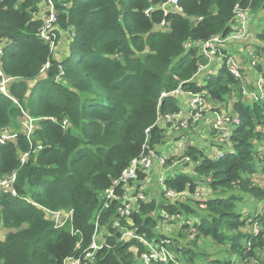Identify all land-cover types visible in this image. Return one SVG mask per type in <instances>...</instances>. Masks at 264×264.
<instances>
[{
	"label": "trees",
	"instance_id": "16d2710c",
	"mask_svg": "<svg viewBox=\"0 0 264 264\" xmlns=\"http://www.w3.org/2000/svg\"><path fill=\"white\" fill-rule=\"evenodd\" d=\"M43 1L0 0V71L14 78L8 95L0 93V130L18 132L13 142L0 146V177L17 170V195L0 192V231L5 232L0 237V264H63L89 245L99 211L104 245L92 264H141L146 246L136 238L120 241V227L148 241L169 238L177 262L205 260L208 254L198 241L208 239L235 258L209 259L205 264L251 259L264 264V213L242 212L246 200L256 201L255 206L264 200V188L253 180L264 172V69L257 65L262 94L249 103L239 80L228 72L225 57L218 71L200 85L192 81L206 57L197 46L185 47L187 42L232 31L237 0H179V10L166 11L161 6L167 0H53L57 35L62 31L68 39L67 54L59 59L38 35L43 19L36 14ZM260 12L264 0H252L250 14ZM256 38L264 45V29ZM255 50L261 62L264 46ZM47 61L50 66L40 76ZM178 86L191 92L205 89L216 105L232 99L231 112L239 123L230 146L216 159L193 144L184 146L181 157L200 162L191 172L166 176L163 184L191 198L171 202L160 185L157 198L144 191L145 200L138 201L128 217H120L117 201L104 206V192L139 155L146 137L159 152L166 128L157 118L182 107L179 97L159 100L160 94ZM22 111L42 118L35 122L34 141L43 148L21 165L19 155L29 148L19 132ZM215 145L211 141V149ZM146 176L138 172V183ZM199 188L211 195L193 198ZM43 208L71 210L72 219L56 227ZM163 212L182 218L168 221L174 227L169 231H177L173 236L165 237L166 230L159 228L165 221ZM71 227L78 232L71 233Z\"/></svg>",
	"mask_w": 264,
	"mask_h": 264
},
{
	"label": "built area",
	"instance_id": "2783aa9c",
	"mask_svg": "<svg viewBox=\"0 0 264 264\" xmlns=\"http://www.w3.org/2000/svg\"><path fill=\"white\" fill-rule=\"evenodd\" d=\"M245 1L246 5L243 6L242 2ZM179 0H167L166 3L162 4V9L169 10V8H174L179 10L178 7ZM252 0H237L233 8V22L234 29L225 35H213L210 38L203 41H193L187 42L185 45L186 48H189L191 45L197 46L201 49V52L209 60H217L218 66L223 62L225 57V65L228 72L239 82L241 83V92L243 96L249 94H254L257 98L256 93L262 94L263 87V77L262 74L259 75L255 81L256 92H252L246 87V83L243 80V71L242 65L240 64L239 59H237L232 54H225V47L233 43H247L251 37L250 29V4ZM40 12L36 14L37 18H42V25L39 28V38L45 41L48 44L49 51L54 55L57 48L60 46V38L57 35L59 31L57 26V13L53 0H44ZM148 11V10H147ZM2 54V44L0 43V56ZM246 60L251 67H256L260 63V58L256 50L252 47H247L246 51ZM50 62L47 61L40 69V76H45L46 70L49 68ZM205 64H200L197 73L194 77L205 68ZM60 72L55 78L60 79ZM14 78L6 77L0 71V93L8 95V85ZM204 84V83H203ZM173 96L181 98L184 96L186 101L183 103L181 109L178 112L167 115L165 118H162L164 122L169 125L171 128L176 130L178 129H189L191 126H200L201 129L207 130V132H213V141L216 142V145L211 149V153L208 154V157L216 159L223 157L225 151L230 146V138L232 135L233 128L239 123L238 117L233 115L231 110H226L224 108H217L208 100V94L205 89H202L198 92H191L183 90L180 86L170 91H162L160 94V99ZM258 99V98H257ZM256 99V100H257ZM23 115L20 118V130L28 143V150L21 152L19 155L20 164H24L31 154L37 153L43 148L42 144L34 141V129L35 122L42 118H34L28 113L22 111ZM49 119L54 120L50 117ZM161 117L157 118V123L161 120ZM202 123V126L200 125ZM67 121L64 119L62 121V126H66ZM148 129L146 130V132ZM18 135V132L3 129L0 130V146L6 144L7 142H13ZM167 155L163 152H158L157 149L151 148L147 143V137L143 142L141 151L139 155L131 160V162L122 170L120 176L112 182V185L108 187L103 196L104 206H107L112 201H117L119 205L117 206V212L120 217H128L133 211V208L136 206L138 201H144L146 194L143 187H141L137 181L138 172L148 173L153 166H158L164 168L166 165ZM182 162L194 166L200 162V159L192 161L188 156H182ZM172 165V163H170ZM164 175V174H163ZM162 175V176H163ZM261 175V177L259 176ZM258 178L260 181H256V176H254V181L258 186L264 187V172L259 174ZM168 176V175H166ZM158 178V184L161 185L165 191V196L174 202L177 197L183 195V193L176 194L172 190H167L163 184L164 179ZM17 177V170H13L10 174L0 177V192L8 193L13 196H16V189L14 183ZM201 188L196 190L192 196L198 200H204L202 196ZM203 190V189H202ZM201 206H204L203 204ZM44 216L46 219L53 222L54 226L60 227L66 224L68 221H71L72 211H66L63 209L50 210L45 209ZM101 211L97 213L95 220L94 232L92 235V240L88 246L83 248L77 255H71L64 259L63 264H92L96 252L101 249L104 245L100 238L98 217ZM163 218L165 221L171 220H181L179 215H170L167 212H163ZM114 225L119 226V220H116ZM121 234L119 240H128L131 238L140 239L142 243L146 246L147 251L143 252L140 255L139 261L141 264H150L153 261L157 262H174L175 264H192L188 262H177L175 255L169 249L170 239L165 238L161 239L158 242L148 241L146 239L140 238L134 232V230L126 229L120 227ZM256 230V229H255ZM78 230H74L71 227V233L75 234ZM194 233L190 235L192 239ZM80 242H77L76 248H79ZM195 264H205L204 261H196ZM236 264H259L257 261L251 259L246 263L237 261Z\"/></svg>",
	"mask_w": 264,
	"mask_h": 264
},
{
	"label": "crops",
	"instance_id": "0c3cea01",
	"mask_svg": "<svg viewBox=\"0 0 264 264\" xmlns=\"http://www.w3.org/2000/svg\"><path fill=\"white\" fill-rule=\"evenodd\" d=\"M170 9L171 8H169V10ZM261 17H264V12H260L259 14L256 15L255 20L252 19L250 21L251 37L247 43H245V44L233 43V44H229L225 47V51L227 54H232L237 59H239L240 64L242 65V68H243L242 69L243 78H244V80H247L246 87H248L251 90V93L254 91L256 92L255 81L257 80V78L259 77V75L261 73L258 72V70L251 67L248 64V62L246 60L245 53L247 51V47H252V48L258 49V50L263 49L264 45H262V43L256 38L257 32H259L261 29H264V26L261 27V24L259 23V20ZM64 36H65L64 33H62V31H61V37L60 38L64 39ZM61 57H63V55ZM204 64L206 65L205 68L202 71H200L194 77V79H192V81L196 82L198 85H200L202 83V81H204V79L208 75L215 74L219 68L217 60L209 61L206 58V63H204ZM260 65L264 69V59L263 58L261 59ZM256 94H257V98H258V93H256ZM244 97H245L246 101H248L249 103H252L254 100L257 99V98H255L254 94H249V95L244 96ZM231 100L232 99H230L229 102L225 105H221V104L216 105L213 103H212V105H214L217 108H224L226 110H231V106H230ZM185 101H186V98H184V96H182L180 98L181 105H183V103ZM202 123L203 122H201V124H200L201 126H202ZM159 124L161 125V127H165L166 131H165V140H164L163 144H161L158 147L159 148L158 151L163 152L164 154L169 156L170 162L172 161L173 164L171 166H165L164 168H160L158 166H153V168L147 173L146 178L143 181L139 182L140 186L143 187V189H144V191H146L147 195L155 197V198H157L159 196V193H160L158 178L164 177L166 175H172V174L176 173V170L182 171V172H191L192 167L190 165H186L182 162L181 155L176 154L177 150H181V148H182V154H183L184 146H187L188 144H193V145L197 146L199 149H203V147H202L203 143L209 142L211 144V141H213V138H211L209 132H207V130H205V129H201L200 126L194 125V126L190 127L189 129H178V130H176L174 128H171L169 125H167L163 119L159 122ZM177 157H179L178 158L179 160H177ZM176 165H177V167H174ZM188 166H190L191 168H188ZM258 175L259 174H257V176H256L257 182L260 181V179L258 178ZM253 179H254V177H253ZM259 187L264 188L263 186H259ZM204 197H205L204 199H206L208 197V195H206ZM190 198H191V196L187 192H184L183 195H181L180 197H177V199L175 201L178 200V201L186 202L187 199H190ZM255 204L256 203L251 205V203L249 202V206L252 210L246 211V210H244V208H242L243 214L246 215L249 213V211L252 212L255 209L259 211V214L264 213V200L258 201L256 206H255ZM164 230H166V229H164ZM167 230H169V228ZM204 240H206L212 244V242L210 240H208V239H204ZM181 243H184V239L182 240ZM225 255L227 256L228 253H225Z\"/></svg>",
	"mask_w": 264,
	"mask_h": 264
},
{
	"label": "rangeland",
	"instance_id": "374dc122",
	"mask_svg": "<svg viewBox=\"0 0 264 264\" xmlns=\"http://www.w3.org/2000/svg\"><path fill=\"white\" fill-rule=\"evenodd\" d=\"M253 16V17H252ZM251 17H252V19H256V15H251L250 14V21H251ZM259 23L261 24V27H263L264 26V17H261L260 18V20H259ZM59 34H60V36H59V38L61 37V33L59 32ZM65 35V34H64ZM67 36L65 35L64 36V39H61L60 38V46L57 48V50H56V52H55V54H54V57L55 58H57V59H59L62 55L64 56L65 54H67V49H68V47H67ZM256 70H257V66L256 67H254ZM243 80H244V78H243ZM244 82L246 83L247 82V80H244ZM203 146V149H204V151L206 152V153H208V152H211V144L208 142H205V143H203L202 144ZM177 149V148H176ZM177 153V155H182V148H181V150H177L176 151ZM169 156H167L166 157V159H170V158H168ZM179 157H177V160H179L178 159ZM174 161V160H173ZM172 162V161H171ZM170 162V163H171ZM170 163H168V164H170ZM172 164H173V162H172ZM186 165H188V164H186ZM167 166H171V164L170 165H167ZM191 166V165H190ZM188 166V168H191V167H193V166ZM174 167H177V165L176 166H174ZM191 170H192V168H191ZM177 171V170H176ZM260 177H261V175H259ZM203 189V188H202ZM202 189H200V191H201V194H202V196H206V195H208V196H210L211 195V193L209 192V190L207 191V190H202ZM251 203V205H253L254 203H256V202H250ZM242 208H244V210H246V211H248V210H252L251 208H250V206H249V202L246 200L245 202H243V207ZM162 225H163V228L164 229H168L169 228V230L170 229H172L173 230V225L172 224H169L168 223V221H164L163 223H161V224H159V228L162 230ZM169 230H167L166 232H164V230H162L163 232H164V234H165V237L166 236H168V237H170V235L171 236H173L174 234H176L177 233V231H173V232H171V231H169ZM4 231H0V237L2 238L3 236H4ZM198 244H199V246H200V250L202 251V252H205L206 254H208V257L205 259V258H203V259H205L206 261H208L209 259H222V260H227V259H230V260H233V256H230V254H228L227 256L225 255V251H224V247H220V246H215L214 244L212 245L210 242H208V241H206V240H202V239H200L199 241H198ZM226 256V257H225ZM196 259V258H195ZM205 260H201V259H198L197 261H205Z\"/></svg>",
	"mask_w": 264,
	"mask_h": 264
},
{
	"label": "bare ground",
	"instance_id": "6f19581e",
	"mask_svg": "<svg viewBox=\"0 0 264 264\" xmlns=\"http://www.w3.org/2000/svg\"><path fill=\"white\" fill-rule=\"evenodd\" d=\"M181 147V146H180Z\"/></svg>",
	"mask_w": 264,
	"mask_h": 264
}]
</instances>
